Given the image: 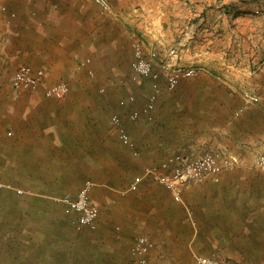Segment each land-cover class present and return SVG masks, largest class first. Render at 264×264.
Wrapping results in <instances>:
<instances>
[{"label":"crops","instance_id":"obj_1","mask_svg":"<svg viewBox=\"0 0 264 264\" xmlns=\"http://www.w3.org/2000/svg\"><path fill=\"white\" fill-rule=\"evenodd\" d=\"M78 1L66 0L67 7L62 0L8 1L10 9L17 10L9 29L11 50L38 51L40 63L54 56L74 79L64 99L26 90L24 97L0 110V129L20 155L7 161L20 162L13 167L27 183L37 182L27 185L25 192L39 199L7 213L2 246L6 260L0 264H135L131 249L139 236L154 243L147 264H189L190 258L197 264L199 255L234 264H264V170L231 168L249 160V149L264 152V68L256 76L261 85L255 91L244 86L245 76L222 72L221 65L211 73L210 61L200 58L199 48L201 38L225 30L226 19L233 20L225 11L230 4L234 12L241 10L243 15L246 10L244 15L264 22V0H245L238 7L232 4L235 0H112L113 13L106 15L112 17V27H105L102 44L89 36L91 29L82 27ZM1 15L9 17L7 12ZM245 28L248 33L255 25ZM137 35L147 39L150 51L158 52L157 63L176 47L181 63L200 69L175 89H168L161 79L152 119L129 117L149 100L150 82L126 92L118 69L127 63L121 56L123 45L131 64ZM99 59L108 69L105 79L114 91L112 98L120 101L138 94L122 117L138 155L122 143L112 124V116L121 112L110 115L101 104V90L90 88L88 74L93 76L92 65ZM246 90L254 91L260 102H247L242 93ZM215 149L225 150L234 163L202 182L183 186L180 201L146 173L147 167L173 156ZM67 179H87L83 185L92 181L91 196L101 206L95 229L77 230L72 215L64 212L58 200L74 194L63 186Z\"/></svg>","mask_w":264,"mask_h":264},{"label":"rangeland","instance_id":"obj_2","mask_svg":"<svg viewBox=\"0 0 264 264\" xmlns=\"http://www.w3.org/2000/svg\"><path fill=\"white\" fill-rule=\"evenodd\" d=\"M8 1L11 3L13 0H0V110L1 111H3L2 108L12 105L11 103L13 102V100L17 101L18 99L24 97L25 95L24 93L26 92V90H22V91L16 90L12 86V76L15 70L23 63L31 64L33 66L45 67L48 71L47 83H50L49 81L51 79H55V80L63 79L61 81H66L70 85V82L74 79V74L72 73V71H69L67 69L68 68L67 65L66 64L62 65V63H60L58 59H56L54 56H51L50 58H48L49 62L40 63V59L43 60V58L39 56L38 51L31 50L24 54L22 52L20 53V52L11 50L10 47L13 46L14 42L11 41L9 38V36L11 35V33L9 32V29L11 28V24L14 21L13 19L17 17V10H11L9 7ZM62 1L65 2V3L64 2L62 3L65 5V7L69 5L68 3H66V0H62ZM242 2H245V0H235L232 2V4H236V6L238 7L240 6ZM223 5L225 6L226 4H222V6ZM76 6L80 7L81 9L80 11H78V14H77V17L82 22L83 26L82 25L81 26L87 29H91L89 36H93L102 44L105 41V38L107 35L105 33V27H112V17L106 16L108 14L103 13L99 5L96 4L93 0H79L76 3ZM229 6L231 7V9H228L229 7H226L225 11L227 14H233V17H232L233 20L229 21V18L226 19L224 23L225 30L222 29V30H218L217 32L213 34H209V36L207 35V37H203L204 40L203 38H201V41H203V43H200V44L197 43V45L199 44V48L201 49L200 58L206 57L208 61H210L209 66L211 67L210 68L211 73H214L217 71L214 68V67L217 68V66L215 65L217 64L221 65V67L223 66L224 68L222 72H225L228 74L233 72V73L241 74L245 76V79L243 80L244 86L247 85L248 87H251L255 90L257 88V85H261V82H259V80H256V76L263 73L262 70L264 68V31H262V29H264V22L262 20V17H258V18L253 17L250 14L251 12L249 13L250 15H244L246 13L245 12L246 10H242L244 11V13L243 15H241V10L238 12H234L233 9L235 8V6L231 4ZM4 12H7L9 16V17H6V19L2 17L1 15ZM35 13L36 11H34L33 9L32 14L34 15ZM10 17L12 19H10ZM250 18L252 19V22H249ZM221 19L222 17L219 18V20ZM233 21H237V22L232 23ZM251 23L255 25V28L252 31L249 30V32L247 33V30L245 28L246 24L250 25ZM261 23L263 24V26L260 25ZM230 27H231V30L236 29V31L235 32L229 31ZM143 35L144 37L148 38L147 34H143ZM144 37L137 35V36H134V39L137 38L140 41H142L147 51H150V49H148L149 43L147 39H145ZM94 47H96V44ZM123 47H124L123 50H121V56L124 57V61L125 62L127 61V63H125L122 66L120 65L118 69L119 71H122L121 77L123 79L124 86L127 88L126 92H130V91L134 92L135 86H143L146 83L142 82V83L136 84V83L131 82L130 80L131 64H129L131 61V57L129 56L128 51L125 52L126 46L123 45ZM96 53L98 56L97 58H100L101 56L100 52L98 51ZM165 55H166V52H165ZM126 56H128V59H125ZM164 58L165 57L161 58V60L159 59V62L162 61V59ZM229 60L235 61L236 64L234 65L233 61H229ZM102 62H103V59H99L97 61V64L92 65L94 66L95 69H94L93 76H90L88 74V77L91 78L92 80L90 88L92 90H101L102 92L101 101L105 102L101 104L104 106L107 105L110 115L112 114L113 111L118 110L121 112L122 114L121 116L125 117L131 111V108L133 107V103H130V104L127 103L126 104L127 106L126 105L121 106L120 104L119 105L121 107L118 106V102H120L118 100L119 98L115 99V98H112L113 96H111L113 90L110 92V86L108 85L109 82L107 79H105L106 72L108 69L107 67H105V65H103ZM229 63H232L234 67L228 66ZM92 64H93V59H92ZM196 67L198 68V66ZM199 73H200V69L198 68V74ZM38 91H42V89H39ZM246 91L254 92L252 90H246ZM135 93H136L135 94L136 96L135 102H136L138 100L137 98L138 94L137 92ZM242 93L244 95V92ZM105 96L107 97V100L104 99ZM35 103L38 104L37 102H34V104ZM4 134H5L4 131L0 129V260L1 261L6 260L5 250H3L2 246L6 245L4 231L6 230V227H7L6 219H5V217L7 216V213H11L12 210H14L15 212V209L20 208L21 205L24 203H32V202L34 203L36 201H39L37 196L29 195V194H26L25 192V190L28 189V187H26L27 185H31V184L37 185V182L33 181L32 183L30 182L27 183L28 180L21 176L20 169H16L15 167H13L15 165H20V162L10 163L9 161H7V158H12V156L14 157V154H15V157L16 156L19 157L20 155H18V153L15 152L16 150H15L14 145H12L11 142H8V140L4 138ZM213 151L221 152V153L226 152L223 149H215ZM200 154L201 153L190 154V155L197 156ZM226 154L228 153L226 152ZM257 156H259L258 150L254 148L249 149L248 151L249 160L244 161V162H239L231 168L264 170V169H261L257 165V162H256ZM211 176L213 175H209L205 179ZM205 179L194 182L192 184L202 182ZM62 180L63 179H60L59 181L61 182ZM77 180L75 179L64 180L63 186H66L67 188L66 192L68 193L71 192L75 194V192H77L79 189L83 187L82 182H84L87 179H85L84 181L82 180L81 183H80V180L78 181ZM57 181L58 180H56V182ZM92 199L95 201V203L99 206L101 210L100 203L96 201L93 197ZM42 200H48V199L46 198ZM121 200H124V199H121ZM55 201H57V199H55ZM58 201L61 202L60 199ZM64 212H65V209H64ZM73 218L74 216L72 215L71 223L74 226ZM131 260H133V262L137 264L135 258ZM224 261H228V260H224ZM189 264H196L195 259L190 258ZM231 264H234V262H232Z\"/></svg>","mask_w":264,"mask_h":264},{"label":"built area","instance_id":"obj_3","mask_svg":"<svg viewBox=\"0 0 264 264\" xmlns=\"http://www.w3.org/2000/svg\"><path fill=\"white\" fill-rule=\"evenodd\" d=\"M99 5L105 14L113 13L111 0H93ZM133 60L131 62V79L134 83L149 81L151 93L149 100L142 109H133L129 117L132 120L139 119L145 115L149 119L153 116L151 111L156 107L159 94L162 91L161 79L166 80L168 89H175L178 84L186 78L194 77L198 74V68L194 65L181 63L179 51L176 47L170 48L162 61L157 63L158 52L147 51L145 45L139 39L132 42ZM88 61V60H87ZM48 71L43 66H33L22 64L12 76V86L16 90H39L42 89L48 98L63 99L70 90V85L66 81L47 83ZM249 103H257L260 97L254 92L246 91L243 95ZM136 96L130 94L128 98L121 99L120 105L125 106L128 102H134ZM112 124L117 128L122 143L133 149V153L138 155L136 142L127 130L123 118L115 113L111 118ZM257 165L264 169V152L257 157ZM234 159L226 153L206 151L197 156H173L158 165L146 168V173L150 174L156 181L170 190L174 198L181 200V188L194 182L201 181L209 175H214L231 166ZM93 183L87 181L76 194H66L60 198L64 204L65 212L74 216L73 223L76 229L82 230L85 227L95 229L100 215V208L91 197ZM136 184L132 188H136ZM154 246V243L145 236H139L131 249V253L137 264H147V254ZM197 264H231L212 256L199 255Z\"/></svg>","mask_w":264,"mask_h":264}]
</instances>
